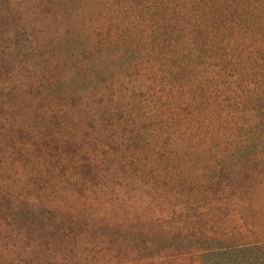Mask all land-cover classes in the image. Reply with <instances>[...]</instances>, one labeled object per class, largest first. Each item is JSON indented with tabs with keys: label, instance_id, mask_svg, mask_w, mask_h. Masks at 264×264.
<instances>
[{
	"label": "trees",
	"instance_id": "obj_1",
	"mask_svg": "<svg viewBox=\"0 0 264 264\" xmlns=\"http://www.w3.org/2000/svg\"><path fill=\"white\" fill-rule=\"evenodd\" d=\"M145 9L142 45L132 37L116 65L103 61L119 76L108 87L118 102L98 101L100 115L85 119L110 131L108 149L86 162L114 166L102 177L127 174L164 214L184 216L157 229L163 246L150 261L264 264V0Z\"/></svg>",
	"mask_w": 264,
	"mask_h": 264
},
{
	"label": "rangeland",
	"instance_id": "obj_2",
	"mask_svg": "<svg viewBox=\"0 0 264 264\" xmlns=\"http://www.w3.org/2000/svg\"><path fill=\"white\" fill-rule=\"evenodd\" d=\"M145 2L0 0V264H157V229L184 219L86 162L110 131L85 119L117 101L103 61L142 45Z\"/></svg>",
	"mask_w": 264,
	"mask_h": 264
}]
</instances>
